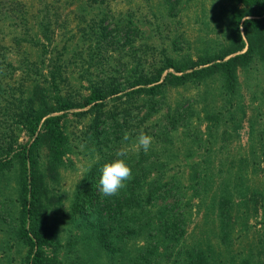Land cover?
<instances>
[{
    "label": "trees",
    "instance_id": "1",
    "mask_svg": "<svg viewBox=\"0 0 264 264\" xmlns=\"http://www.w3.org/2000/svg\"><path fill=\"white\" fill-rule=\"evenodd\" d=\"M165 1L171 11L170 0ZM225 9L229 44L219 53L178 64L165 50L153 52V44H134L141 31L137 21L127 10H114L111 0H0V151L7 157L13 150L27 177L18 198L17 231L28 245L23 264H62L57 231L40 203L45 187L37 157L43 149L51 171L76 146L63 122L74 107L75 115L86 116L84 131L98 153L76 183L69 220L79 216L83 236L110 257L127 252L124 264L153 263L163 245L158 240L178 241L179 216H170L161 231L158 226L167 219L158 225L155 218L161 216L155 213L173 205L165 199L184 190L177 178L185 177L186 162L171 160L178 156L174 138L190 130L191 111L171 104L167 89L213 72L232 88L238 66L255 53L264 57V0H232ZM141 130L153 138L149 151L130 153L132 178L117 195L103 196V164L115 158L125 133L134 140ZM20 132L26 140L11 147ZM5 161L0 157V168ZM157 200L162 206L153 210ZM145 228L149 236L143 244L119 251L118 242ZM191 254V264H209L200 251Z\"/></svg>",
    "mask_w": 264,
    "mask_h": 264
},
{
    "label": "rangeland",
    "instance_id": "2",
    "mask_svg": "<svg viewBox=\"0 0 264 264\" xmlns=\"http://www.w3.org/2000/svg\"><path fill=\"white\" fill-rule=\"evenodd\" d=\"M231 2L170 0V11L165 0H111L114 10H127L137 21L141 31L140 37L134 36V44H153V52L165 50L178 64L219 53L229 44L225 8ZM166 96L171 104L189 107L190 130L174 138L178 156L171 160V164L186 162L185 177L177 178L184 190L175 199H165L173 205L169 203L155 213L161 216L155 221L159 225L167 219L158 226L162 231L168 227L169 217L177 214L181 227L176 243L158 240V245H163L156 249V261L146 264H191L194 251H200L209 264H264V57L255 53L245 65L238 66L232 88L213 72L200 81L168 88ZM76 109H68L63 120L69 142L76 146L53 163L51 171L45 151L38 150V170L45 187L40 199L44 218L57 231L60 263L124 264L127 252L110 257L95 240L83 236L86 228L80 227L79 216L69 220L76 183L98 153L97 145L84 131L86 116L75 115L72 111ZM130 137L120 146L130 144L133 135ZM26 138L20 132L10 141L11 147ZM12 151L7 157L0 151V157L8 160L0 168V264H23L28 251L17 231L21 212L18 198L27 177ZM157 206L161 208L160 200L153 210ZM143 231L146 228L118 242L122 246L119 251L143 244L149 236Z\"/></svg>",
    "mask_w": 264,
    "mask_h": 264
},
{
    "label": "clouds",
    "instance_id": "3",
    "mask_svg": "<svg viewBox=\"0 0 264 264\" xmlns=\"http://www.w3.org/2000/svg\"><path fill=\"white\" fill-rule=\"evenodd\" d=\"M123 140L127 142L131 140V137L125 133ZM152 142L153 138L141 130L130 144L125 143L116 150L114 159L103 164L99 177V192L103 196H115L126 186V181L132 178V166L129 163V154H138L141 150L147 153ZM90 167L91 165H89Z\"/></svg>",
    "mask_w": 264,
    "mask_h": 264
}]
</instances>
